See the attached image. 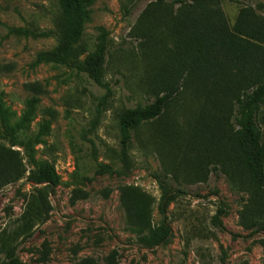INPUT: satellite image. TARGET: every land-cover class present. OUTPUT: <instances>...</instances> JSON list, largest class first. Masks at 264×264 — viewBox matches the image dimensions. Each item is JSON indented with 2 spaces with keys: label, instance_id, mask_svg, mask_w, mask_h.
I'll list each match as a JSON object with an SVG mask.
<instances>
[{
  "label": "rangeland",
  "instance_id": "obj_1",
  "mask_svg": "<svg viewBox=\"0 0 264 264\" xmlns=\"http://www.w3.org/2000/svg\"><path fill=\"white\" fill-rule=\"evenodd\" d=\"M154 1L94 0L88 8L81 38L87 52L95 50L101 30L107 34L103 81L112 95L105 101V89L85 73L37 60L38 54L56 46L54 37L10 32L54 30L60 13L57 0H0V101L16 126L26 101L38 100L32 120L16 131V139L33 147L36 160L53 164L57 176L48 195L49 213L33 222L26 236L23 217L39 186L28 180L34 168L25 151L13 146L20 151L26 174L0 190V245L8 240L15 246L21 264H104L113 252L116 264H264V231L245 230L239 224L246 193L212 166L204 182L189 174L174 178L167 173L168 159L157 147L173 107L160 121L132 135L126 163L121 160L118 115L151 100L142 82L146 68L139 55L141 40L134 33L140 15ZM218 2L229 28L243 8L264 18V0ZM187 103L184 92L173 106L179 109ZM175 113L181 124L180 112ZM46 119L48 131L36 138ZM257 122L264 138V103ZM0 143L12 145L1 128ZM158 179L172 192L165 194ZM127 186L153 197L152 219L158 223L166 218L167 243L151 249L137 244L120 201ZM74 191L80 195L73 197ZM219 209L222 213L214 224ZM3 261L0 250V264Z\"/></svg>",
  "mask_w": 264,
  "mask_h": 264
},
{
  "label": "trees",
  "instance_id": "obj_2",
  "mask_svg": "<svg viewBox=\"0 0 264 264\" xmlns=\"http://www.w3.org/2000/svg\"><path fill=\"white\" fill-rule=\"evenodd\" d=\"M93 1L57 0L60 13L54 20V30L35 33L13 28L10 32L24 37H54L56 46L38 54L37 60L85 73L105 89L106 101L112 95L103 81L107 34L101 30L92 53L81 43ZM134 35L141 40L139 55L146 68L142 82L151 100L118 115L121 160L126 163L132 135L141 126L160 121L173 107L169 123L162 127L159 146L150 141L168 159L167 173L172 172L174 178L189 174L204 182L210 167L217 168L233 187L248 195L239 212L240 226L264 231V138L257 122L264 103V18L243 8L229 28L218 0H155L140 15ZM184 92L189 106L176 109L173 103ZM37 103V99L26 101L23 116L15 126L0 101V128L12 143L10 147L0 143V190L26 174L20 151L13 149L14 145L25 151L34 168L28 180L39 186L23 217L26 236L33 222L43 221L49 213L48 195L57 184L53 164L36 160L33 147L16 139V131L32 120ZM177 111L181 124L175 119ZM49 125L48 119L43 120L36 138L44 136ZM158 184L165 194L172 192L159 179ZM73 194L78 197L80 192ZM164 199L161 197L160 202ZM120 201L138 245L151 249L168 242L166 218L153 222V197L138 187L127 186ZM221 213L219 209L213 217L214 224ZM260 243L264 246L263 240ZM0 248L2 264H21L16 247L8 240H3ZM115 255L113 252L104 264H116Z\"/></svg>",
  "mask_w": 264,
  "mask_h": 264
}]
</instances>
